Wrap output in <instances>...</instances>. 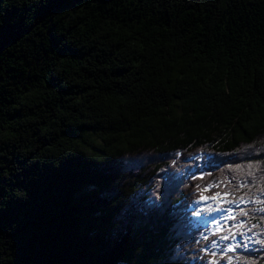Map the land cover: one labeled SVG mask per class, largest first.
<instances>
[{"label":"trees","instance_id":"trees-1","mask_svg":"<svg viewBox=\"0 0 264 264\" xmlns=\"http://www.w3.org/2000/svg\"><path fill=\"white\" fill-rule=\"evenodd\" d=\"M215 196L264 264V0H0V264H202Z\"/></svg>","mask_w":264,"mask_h":264},{"label":"rangeland","instance_id":"rangeland-1","mask_svg":"<svg viewBox=\"0 0 264 264\" xmlns=\"http://www.w3.org/2000/svg\"><path fill=\"white\" fill-rule=\"evenodd\" d=\"M215 197L219 198L215 201L212 211L206 203L207 198L196 199L188 206L192 213L190 221L197 227V240L200 244L210 241L202 247V250H206V254L210 255L202 264H210L213 261L215 264H224L223 258L233 251V245L239 239L235 234L239 222L234 219L237 203L223 201L224 198L220 196ZM242 236L245 237V234Z\"/></svg>","mask_w":264,"mask_h":264},{"label":"built area","instance_id":"built-area-1","mask_svg":"<svg viewBox=\"0 0 264 264\" xmlns=\"http://www.w3.org/2000/svg\"><path fill=\"white\" fill-rule=\"evenodd\" d=\"M202 202H204V201H202ZM206 203H207L208 207H210V211H212L215 201L209 199V200L206 201Z\"/></svg>","mask_w":264,"mask_h":264},{"label":"snow or ice","instance_id":"snow-or-ice-1","mask_svg":"<svg viewBox=\"0 0 264 264\" xmlns=\"http://www.w3.org/2000/svg\"><path fill=\"white\" fill-rule=\"evenodd\" d=\"M224 239H227V237H224ZM213 246H215V245H213ZM210 264H215V262L214 261L210 262Z\"/></svg>","mask_w":264,"mask_h":264},{"label":"clouds","instance_id":"clouds-1","mask_svg":"<svg viewBox=\"0 0 264 264\" xmlns=\"http://www.w3.org/2000/svg\"><path fill=\"white\" fill-rule=\"evenodd\" d=\"M206 200H209V199H206ZM204 202H205V201H204ZM198 203H200V201H199Z\"/></svg>","mask_w":264,"mask_h":264},{"label":"bare ground","instance_id":"bare-ground-1","mask_svg":"<svg viewBox=\"0 0 264 264\" xmlns=\"http://www.w3.org/2000/svg\"><path fill=\"white\" fill-rule=\"evenodd\" d=\"M190 213H191V211H190ZM195 217H196V215H195ZM195 217H194V218H195Z\"/></svg>","mask_w":264,"mask_h":264}]
</instances>
